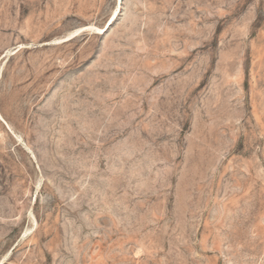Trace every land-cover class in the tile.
I'll return each instance as SVG.
<instances>
[{
	"label": "rangeland",
	"instance_id": "rangeland-1",
	"mask_svg": "<svg viewBox=\"0 0 264 264\" xmlns=\"http://www.w3.org/2000/svg\"><path fill=\"white\" fill-rule=\"evenodd\" d=\"M0 264H264V0H0Z\"/></svg>",
	"mask_w": 264,
	"mask_h": 264
},
{
	"label": "bare ground",
	"instance_id": "bare-ground-1",
	"mask_svg": "<svg viewBox=\"0 0 264 264\" xmlns=\"http://www.w3.org/2000/svg\"><path fill=\"white\" fill-rule=\"evenodd\" d=\"M0 121L3 122L5 124V126H7L10 131H12L11 127L6 123V121L2 117L1 113H0Z\"/></svg>",
	"mask_w": 264,
	"mask_h": 264
}]
</instances>
